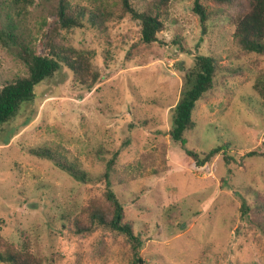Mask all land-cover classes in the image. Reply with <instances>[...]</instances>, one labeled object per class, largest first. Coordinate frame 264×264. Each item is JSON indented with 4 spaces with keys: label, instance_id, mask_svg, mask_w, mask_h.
<instances>
[{
    "label": "rangeland",
    "instance_id": "rangeland-1",
    "mask_svg": "<svg viewBox=\"0 0 264 264\" xmlns=\"http://www.w3.org/2000/svg\"><path fill=\"white\" fill-rule=\"evenodd\" d=\"M145 1L132 4L141 9ZM207 1L197 0L209 7ZM194 2L171 0L151 44L141 42L139 20L131 16L108 22L105 34L60 31L61 43L89 54L98 81L86 89L61 65L0 128L3 238L18 245L24 231L45 264H130L119 237L72 235L64 227V218L85 199L101 197L99 177L116 153L108 180L142 238L144 264H264V235L249 220L240 221L237 195L249 187L264 191V96L254 88L264 85V55L239 53L232 27L220 21H208L203 32ZM51 3L34 0L19 12L8 6L0 9V19L14 23L20 40L45 55L46 34L57 22ZM16 52L17 46L0 45V87L26 74ZM208 53L221 70L239 71L217 74L181 146L168 135L170 108L193 56ZM222 142L233 146L230 174L222 154L197 167L185 153L196 152L203 161ZM43 148L76 162L94 181L78 182L30 153ZM253 150L262 156L247 157ZM262 217L251 213L254 221Z\"/></svg>",
    "mask_w": 264,
    "mask_h": 264
},
{
    "label": "trees",
    "instance_id": "trees-1",
    "mask_svg": "<svg viewBox=\"0 0 264 264\" xmlns=\"http://www.w3.org/2000/svg\"><path fill=\"white\" fill-rule=\"evenodd\" d=\"M133 0H93L79 3L74 0H53L50 4L56 15V23L47 32L45 46L47 53L40 55L20 40L14 23L3 22L0 19V45L7 49L17 46L16 56L26 68V74L10 78L0 87V128L7 124L17 114L20 106L33 97L34 87L50 78L63 65L70 70L76 80L86 89H91L98 81V73L91 66L88 53L80 52L70 46H65L58 39L61 30L65 32L75 28H90L100 34H105L107 23L120 21L131 16L139 20L141 42L151 44L157 41V33L163 28V18L166 15L171 0H146L143 8L137 9ZM2 3V4H1ZM34 0H0V9L8 6L22 11L33 5ZM208 6L195 0L192 11L198 16L202 31H205L208 21H220L232 27V41L242 54L264 55V0H208ZM0 13V18H1ZM193 66L185 71L182 79L180 95L170 112V139L183 146L184 134L193 127L192 115L201 101H206L213 88L219 72L235 73L238 68H223L218 64L213 54H195ZM264 96L263 91H259ZM233 147L229 142H222L211 148L205 160L200 161L196 152L185 150L195 166L200 167L218 154L231 173L235 158L229 153ZM38 158L52 162L57 168L67 173L74 180L82 183H92L94 179L83 171L74 161H69L63 155L47 148L30 150ZM108 153V151H106ZM116 153L106 162V171L99 179L103 181L101 197L85 199L77 212L66 216L65 231L72 235H87L100 232L119 237L130 253V264H144L140 255L143 241L134 231L133 224L125 216L123 204L112 189L108 172L114 163ZM262 156L253 150L246 153L247 157ZM264 156V155H263ZM103 161L104 159H100ZM250 187L237 191L240 221L249 220L264 235V191L251 192ZM263 216L254 221L251 213ZM22 240L16 245L7 241L0 234V264H45L46 258L35 254L24 231H20ZM238 234V230L236 231Z\"/></svg>",
    "mask_w": 264,
    "mask_h": 264
}]
</instances>
